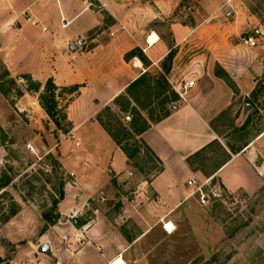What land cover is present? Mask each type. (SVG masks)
<instances>
[{
	"label": "rangeland",
	"instance_id": "rangeland-1",
	"mask_svg": "<svg viewBox=\"0 0 264 264\" xmlns=\"http://www.w3.org/2000/svg\"><path fill=\"white\" fill-rule=\"evenodd\" d=\"M138 1L154 4L157 0ZM163 1L167 4L163 19L133 23L131 28L149 33L152 29L158 31L167 43L168 54L173 50L177 67L185 70L184 82L190 80L186 69L193 56L211 41L215 54L208 58L212 62H222L233 70L248 66L251 57L261 62L263 76L254 90L250 92L247 87L249 93L236 108L223 111L218 120L220 138L228 151L235 153L254 143L262 186L254 193H232L219 180H210L208 175L227 157L222 145H211L192 160V169L200 182H207L209 204L203 206L195 198L190 199L166 220L175 224L172 233L162 223L136 241L139 243L126 262L120 256L110 264H264V0ZM92 2L99 4V0ZM228 18H232V28L226 36L223 32L231 27ZM203 25L206 27L201 34L191 36V28ZM175 27L179 28L175 30L178 38L174 35ZM206 35L212 39L207 40ZM247 35L257 39L253 49L243 48V37ZM236 46L240 48L237 52ZM240 51L246 52L242 58L245 61L237 62ZM164 62L165 59L151 73L153 77L148 84L139 86L135 92L145 109L132 105L129 97L124 96L119 101L121 106L101 109L96 115L98 122L103 127L102 120L111 122L117 128L118 120L131 130L133 125L141 128L153 121L152 117L155 120L169 113L171 102L177 99H173V91L169 90L166 95L171 100L165 102L163 88L155 80L165 78ZM49 80L56 86L53 93L59 125L42 104L43 96H50ZM77 90L76 85L57 86L52 77L41 81L28 73L13 74L0 55V264H76L71 253L87 242H94L93 238L101 233L108 242H131L143 233L134 217L121 211V201L117 202L114 194H110V185L105 187L103 182L96 181V158L90 157L84 146H77L79 139L70 135L74 126L69 119V105L78 97ZM246 104L252 108L246 110ZM108 107L111 111H107ZM127 116L131 119L127 120ZM133 135L124 143L131 149H139L130 161L131 186L135 180L151 179L161 169L159 162L149 155L141 136L134 132ZM107 174L110 175L109 171ZM7 180L9 185L2 187ZM131 190L122 192L129 197ZM215 191L218 196L213 195ZM67 196L71 202L63 203ZM75 204L81 206L80 213H74ZM104 211L112 223L92 229ZM70 235L76 242L73 248L67 242ZM42 244H50V254L39 251Z\"/></svg>",
	"mask_w": 264,
	"mask_h": 264
},
{
	"label": "crops",
	"instance_id": "crops-1",
	"mask_svg": "<svg viewBox=\"0 0 264 264\" xmlns=\"http://www.w3.org/2000/svg\"><path fill=\"white\" fill-rule=\"evenodd\" d=\"M5 1L0 3V55L3 61L13 74L28 73L41 81L52 77L59 87L79 86L78 97L69 105V119L74 126L70 135L79 139L76 145L84 146L90 151L89 156L96 158V181L103 182L105 187L110 185V194H114L117 202L121 201L122 207L118 204L117 211L120 207L124 213H130L143 232L131 242H108L103 240L105 237L101 233L93 238L94 242H87L71 253L76 264H110L120 256L126 262L130 251L139 243L136 241L162 223L173 224L166 220L194 198L187 185L188 179L195 175L200 180L192 169V160L213 144L222 145L227 157L208 175L210 180H219L232 193H254L261 188L256 146L251 142L235 153L228 151L220 138L218 120L220 113L236 108L249 93L247 87L250 92L254 90L263 76L261 62H255L251 57L248 66L241 65L235 70L222 62H212L213 59L208 58L211 53L215 54L212 41L201 53L195 54L186 69L195 85L187 92L185 102L161 120L150 121V127L139 135L153 151L161 169L151 179L135 180L131 186L130 160L96 115L106 106L117 105L115 101L121 96L129 97L132 105L139 108L137 88L148 84V79L153 77L151 73L160 68L169 49L158 31L152 29L149 33L144 29H133L131 24L163 19L167 13L166 2ZM231 20L227 19L231 27L223 35H230ZM204 27L191 28V36L197 37ZM177 29L175 27L174 35L178 38ZM154 33L159 40L151 46L148 42ZM205 38L212 39L208 35ZM79 39L84 40L83 45L78 43ZM245 46L244 49H253ZM135 49L144 52L148 63L139 56L130 55ZM235 49V52L240 50L237 46ZM245 53L239 52L237 62L245 61L242 60ZM176 60L173 59L170 70L163 73V83L154 78L159 81L158 86L166 88L161 93L172 90L177 94V89L186 82L182 80L185 70L177 67ZM107 145L111 147L107 149ZM131 188L129 197L122 192ZM65 202H71L68 196ZM81 209L75 204L73 211L76 214ZM109 216L106 211L101 212L92 229L112 223ZM74 239L73 235L67 239L70 248L76 246Z\"/></svg>",
	"mask_w": 264,
	"mask_h": 264
},
{
	"label": "trees",
	"instance_id": "trees-1",
	"mask_svg": "<svg viewBox=\"0 0 264 264\" xmlns=\"http://www.w3.org/2000/svg\"><path fill=\"white\" fill-rule=\"evenodd\" d=\"M130 55H135V56H139L145 63H148V60L144 54V52L140 49H135L133 50ZM173 59H174V54H173V50L169 52V54L166 56L165 58V62H164V68L166 71H169L172 63H173ZM55 84L53 83L52 80L48 81V90L50 93V96L44 97L42 98V104L45 108V110L47 111L48 115L55 121V123L57 125H59V121L57 120V101L55 98V94L53 93V90L55 88ZM162 87V86H161ZM163 89H166L163 87ZM163 95H165V102L170 101L171 99L165 94V92H163ZM172 95L174 96L173 99H178L179 96L178 94H176L175 91H173ZM124 96H121L119 98L116 99V104L120 105V99L123 98ZM131 101V100H130ZM138 101V100H137ZM139 102V101H138ZM132 104V103H131ZM139 105L141 106L140 102ZM143 109H145L144 106H141ZM163 109L165 110V108L163 107ZM107 111H111V108L108 107ZM168 115V112L163 115L166 116ZM114 116V115H113ZM158 117L157 119L154 120V118L152 117L153 121H159L162 119V117ZM115 117V116H114ZM105 129L109 132V134L111 135V137L115 140V142L122 148V150L125 152V154L127 155V157L129 158V160L131 161L132 159H134L139 152V149H131L129 147V145H125V141L128 140V137L130 138H134L135 136L133 135V132L136 133L137 135H140L143 131H145L146 129H148L150 127L149 123H146L145 126L141 127V128H137L136 126H132L133 127V131L129 130L126 126H124L121 122H119L117 120V128H114L115 126H113V124H111V122L109 123H105L103 120L101 122ZM247 123V122H246ZM144 142V141H143ZM145 146L147 147L148 153L151 156V158H154V154L153 151L151 150V148L144 142ZM155 159V158H154ZM7 185H9V180L5 181L4 184L2 185V187H6ZM65 196L64 192L61 193V198L63 199ZM15 214V211L12 212V215ZM78 221L75 220V225H78Z\"/></svg>",
	"mask_w": 264,
	"mask_h": 264
},
{
	"label": "built area",
	"instance_id": "built-area-1",
	"mask_svg": "<svg viewBox=\"0 0 264 264\" xmlns=\"http://www.w3.org/2000/svg\"><path fill=\"white\" fill-rule=\"evenodd\" d=\"M26 18L28 20H30V17L28 16V14H26ZM243 42L249 46V47H256L257 45V39L251 35H247L243 37ZM195 85V80H188L184 83V85L178 90L177 89V94L179 96V98L175 101L171 102V110L170 111H176L179 106L185 102L186 98V94L189 91V89H191L193 86ZM127 120H130V116L126 117ZM77 146H79V143H77ZM206 184L205 183H201L199 178L195 175L191 176L188 181H187V185L191 188V197L196 198V200L202 204L203 206H206L209 204L210 199H211V194L210 192H208L206 190ZM213 195L218 196L217 191H215L213 193Z\"/></svg>",
	"mask_w": 264,
	"mask_h": 264
},
{
	"label": "water",
	"instance_id": "water-1",
	"mask_svg": "<svg viewBox=\"0 0 264 264\" xmlns=\"http://www.w3.org/2000/svg\"><path fill=\"white\" fill-rule=\"evenodd\" d=\"M78 43L80 44V45H83L84 44V40L83 39H79L78 40ZM71 49H75V46H71ZM245 108H246V110H248V109H250V108H252V105L251 104H246V106H245ZM39 251L41 252V253H45V254H50L51 253V246H50V244H42L40 247H39Z\"/></svg>",
	"mask_w": 264,
	"mask_h": 264
},
{
	"label": "bare ground",
	"instance_id": "bare-ground-1",
	"mask_svg": "<svg viewBox=\"0 0 264 264\" xmlns=\"http://www.w3.org/2000/svg\"><path fill=\"white\" fill-rule=\"evenodd\" d=\"M158 40H159V36H158L156 33H154V34L149 38V42H148V43H149L151 46H154V44H156V43L158 42ZM165 228H166V230H167L168 232H170V233H172V232L175 230L174 225L171 224V223L167 224Z\"/></svg>",
	"mask_w": 264,
	"mask_h": 264
}]
</instances>
